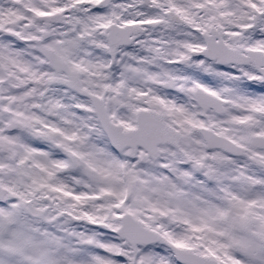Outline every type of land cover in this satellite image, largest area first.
Listing matches in <instances>:
<instances>
[{
	"label": "snow or ice",
	"instance_id": "1",
	"mask_svg": "<svg viewBox=\"0 0 264 264\" xmlns=\"http://www.w3.org/2000/svg\"><path fill=\"white\" fill-rule=\"evenodd\" d=\"M0 264H264V0H0Z\"/></svg>",
	"mask_w": 264,
	"mask_h": 264
}]
</instances>
